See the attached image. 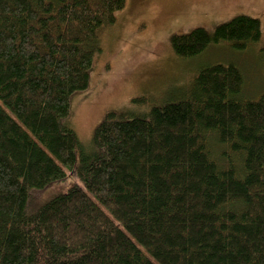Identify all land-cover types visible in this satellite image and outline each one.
Returning a JSON list of instances; mask_svg holds the SVG:
<instances>
[{
    "label": "trees",
    "instance_id": "16d2710c",
    "mask_svg": "<svg viewBox=\"0 0 264 264\" xmlns=\"http://www.w3.org/2000/svg\"><path fill=\"white\" fill-rule=\"evenodd\" d=\"M126 1L0 0V264H264V92L246 97L236 65L202 66L144 115L107 112L87 148L69 124ZM260 37L239 15L170 47Z\"/></svg>",
    "mask_w": 264,
    "mask_h": 264
},
{
    "label": "rangeland",
    "instance_id": "374dc122",
    "mask_svg": "<svg viewBox=\"0 0 264 264\" xmlns=\"http://www.w3.org/2000/svg\"><path fill=\"white\" fill-rule=\"evenodd\" d=\"M239 15L261 25L260 40L246 50L221 43L193 59L173 53L172 35L196 28L212 31ZM96 46L89 86L72 96L68 119L85 148L107 112L144 115L187 90L208 64L236 65L246 97L256 99L264 92V0H127L115 22L97 30ZM135 98L142 102H133Z\"/></svg>",
    "mask_w": 264,
    "mask_h": 264
}]
</instances>
